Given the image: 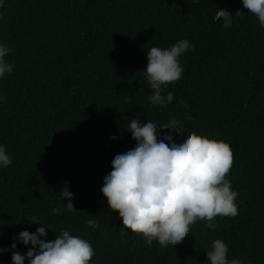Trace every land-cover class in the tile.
I'll return each mask as SVG.
<instances>
[{
	"label": "trees",
	"instance_id": "16d2710c",
	"mask_svg": "<svg viewBox=\"0 0 264 264\" xmlns=\"http://www.w3.org/2000/svg\"><path fill=\"white\" fill-rule=\"evenodd\" d=\"M216 8L243 15L225 28ZM182 39L195 51L180 57L182 76L164 89L173 101L150 105L146 53ZM0 43L14 65L0 78V145L12 158L0 168V249H9L0 264L31 247L10 249L21 231L44 226L31 220L50 228L46 242L61 230L89 241L90 264H208L215 239L229 260L264 264V27L242 0H3ZM136 117L177 119L183 132L165 129L161 139L196 133L228 143L238 215L217 216L215 230L199 220L172 247L121 235L122 218L100 189L114 156L135 146L124 127ZM66 184L77 211L54 216Z\"/></svg>",
	"mask_w": 264,
	"mask_h": 264
},
{
	"label": "clouds",
	"instance_id": "9594fccd",
	"mask_svg": "<svg viewBox=\"0 0 264 264\" xmlns=\"http://www.w3.org/2000/svg\"><path fill=\"white\" fill-rule=\"evenodd\" d=\"M2 3L0 0V6ZM193 3L198 4L199 0ZM242 5L264 27V0H242ZM242 15L239 9L234 16L225 9H217L214 19L222 20L223 27L229 28ZM188 50L195 51V46L182 39L166 49L154 46L147 51L143 70L151 90L150 105L164 109L172 103L173 93L165 95L164 89L181 78L184 69L180 57ZM9 52L10 48L0 43V78L13 71L14 65L5 60ZM178 103L184 105L182 100ZM191 118V113H187L186 119ZM124 129L131 134L135 146L114 156L112 170L104 177L100 189L108 209L122 218L121 235H127L130 230L142 235L149 247L153 241L172 247L181 243L190 233L191 225L199 220H206L209 230H215L217 216L238 215L235 199L239 193L231 189L226 178L233 164L228 143L196 133H186L178 143L173 142L170 134L161 139L162 130L182 131L175 118L165 124L149 120L142 124L139 117L131 118ZM11 162L5 147L0 145V168L8 167ZM59 197L62 206L52 208V215L77 211L67 184ZM31 221L44 226L37 227L34 233L24 230L13 237L10 249L16 248V242L31 247L23 255L12 251V264H25V261L27 264H90L95 253L89 241L61 230L54 240L46 242V229L50 228ZM86 224L95 230L97 221L89 219ZM7 251L0 249V253ZM228 251V245L221 239L213 240L210 250L205 251L208 264H242L240 259L229 260Z\"/></svg>",
	"mask_w": 264,
	"mask_h": 264
}]
</instances>
